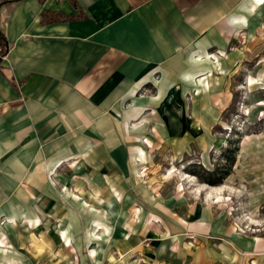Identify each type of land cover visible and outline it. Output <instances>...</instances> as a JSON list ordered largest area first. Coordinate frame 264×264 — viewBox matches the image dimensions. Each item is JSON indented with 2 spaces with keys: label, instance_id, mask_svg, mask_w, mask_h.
Wrapping results in <instances>:
<instances>
[{
  "label": "crops",
  "instance_id": "obj_1",
  "mask_svg": "<svg viewBox=\"0 0 264 264\" xmlns=\"http://www.w3.org/2000/svg\"><path fill=\"white\" fill-rule=\"evenodd\" d=\"M262 24L264 0H0V32L7 45L0 61V198L10 196L17 205L14 191L40 193L27 198L24 213L12 206L0 211L33 228L37 222L65 221L67 214L52 213L60 198H52L48 174L67 160L75 173L122 172L113 158L127 133L135 143L138 137H160L175 157L196 143L211 147L212 109L225 108L230 98L212 100L210 79L225 80L240 69L243 54L225 50L241 40L237 33L256 37ZM134 120L140 121L139 133L129 127L124 134ZM140 148L132 149L133 157L142 156ZM171 195L151 202L157 230L144 241L123 232L112 246L106 232L93 229L101 214L97 219L93 213L74 214L71 221H91L82 228L93 231L82 235L96 244L92 264L220 261L218 249L195 250L192 241L195 232H205L200 220H209L210 212H195L185 192ZM88 205L80 203L82 210ZM106 205H115L114 199ZM106 215L118 214L108 208ZM70 229L56 230L59 245L67 244ZM100 239H107L105 250ZM67 257L50 264L72 262Z\"/></svg>",
  "mask_w": 264,
  "mask_h": 264
},
{
  "label": "rangeland",
  "instance_id": "obj_2",
  "mask_svg": "<svg viewBox=\"0 0 264 264\" xmlns=\"http://www.w3.org/2000/svg\"><path fill=\"white\" fill-rule=\"evenodd\" d=\"M236 36L241 40L228 45L225 52L237 49L243 54L240 69L231 72L225 80L216 76L210 79L212 100L230 98L225 108L212 109L215 124L208 132L211 147L204 148L196 143L185 155L175 157L170 155V146L160 137L151 140L138 137V143H135L134 136H128L126 131L130 127L132 133H139L140 121H131L130 125L124 126L123 133L127 138H122V145L116 149L113 158L115 169L120 167L122 172L75 173L67 167L72 160H67L48 174L51 196L60 198L59 203L51 205L52 213L54 216L67 214L68 219L37 222L33 228L28 227L25 221L13 220L0 211V263L8 264L14 259V264H50L60 258L62 262V255L66 253L72 258L68 264H80V261L92 264L91 258L95 256L96 260V255L90 250L96 248V244L87 241L82 231L88 235L93 229L99 234L106 232L112 246L116 245V236L123 232L144 241L148 239L145 234L157 230L154 227L156 219L149 215L154 208L151 202L170 198L171 193L177 191L178 197L185 192L184 197L192 203L195 212L204 209L210 212L209 220H200L206 226L205 232H195L197 235L192 240L195 250L209 245L220 251V261L211 260L210 263L241 261L242 264H264V24L260 25L256 37H245V34L241 37L240 33ZM153 128L150 127L149 132H154ZM236 140H239V154L231 173L220 184L203 182L201 179L208 177L204 171L212 172L217 165L223 164L222 154ZM136 146L142 150L139 158L132 156V149ZM82 160L89 161L86 157ZM217 188L222 190L221 194ZM16 192L13 194L17 195L18 201L13 202L17 205L10 203V196L2 197L0 209L7 210L12 206L14 212L24 213L27 198L40 195L38 190L26 188ZM75 196L80 200L73 201ZM111 199L115 205H106ZM82 200L89 204L83 206L86 208L83 210L80 206ZM108 208H114L118 215L107 217ZM81 212L96 214L93 219H97V214H105L103 217L100 215V223L92 222L93 229L91 226L83 229L82 223L91 225V221H71L74 214L80 217ZM179 221L187 224L182 218ZM68 226L71 232L66 238L67 244L59 245L56 230ZM195 228L197 230V224ZM100 240L105 250L107 239ZM113 249L116 247L109 251ZM104 250L98 256L105 257ZM227 250L231 254L223 252ZM79 255L82 256L80 261ZM224 255L226 258L222 257Z\"/></svg>",
  "mask_w": 264,
  "mask_h": 264
},
{
  "label": "trees",
  "instance_id": "obj_3",
  "mask_svg": "<svg viewBox=\"0 0 264 264\" xmlns=\"http://www.w3.org/2000/svg\"><path fill=\"white\" fill-rule=\"evenodd\" d=\"M6 49L7 45L5 43V39L0 32V61L2 60V57L6 55ZM238 150L239 140L233 141L232 145L229 146L222 154V158L225 160V162L223 164L217 165L212 172L204 171L208 177H205L204 179L202 178L201 180L209 184L222 183V181L231 173Z\"/></svg>",
  "mask_w": 264,
  "mask_h": 264
},
{
  "label": "bare ground",
  "instance_id": "obj_4",
  "mask_svg": "<svg viewBox=\"0 0 264 264\" xmlns=\"http://www.w3.org/2000/svg\"><path fill=\"white\" fill-rule=\"evenodd\" d=\"M186 177H188L187 175H186ZM225 189V188H224ZM198 191H199V189H197ZM218 193H222V190L221 189H219V188H217V190H216ZM201 192V191H200ZM211 192V191H210ZM199 193V192H198ZM76 197V196H75ZM208 198H209V196H207Z\"/></svg>",
  "mask_w": 264,
  "mask_h": 264
},
{
  "label": "built area",
  "instance_id": "obj_5",
  "mask_svg": "<svg viewBox=\"0 0 264 264\" xmlns=\"http://www.w3.org/2000/svg\"><path fill=\"white\" fill-rule=\"evenodd\" d=\"M3 58V57H2Z\"/></svg>",
  "mask_w": 264,
  "mask_h": 264
}]
</instances>
